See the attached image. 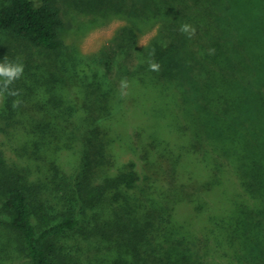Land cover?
Here are the masks:
<instances>
[{
  "label": "trees",
  "instance_id": "trees-1",
  "mask_svg": "<svg viewBox=\"0 0 264 264\" xmlns=\"http://www.w3.org/2000/svg\"><path fill=\"white\" fill-rule=\"evenodd\" d=\"M63 1L76 32L121 24L97 63L59 4L0 0V64L24 66L0 240L28 264H264V0Z\"/></svg>",
  "mask_w": 264,
  "mask_h": 264
},
{
  "label": "rangeland",
  "instance_id": "rangeland-1",
  "mask_svg": "<svg viewBox=\"0 0 264 264\" xmlns=\"http://www.w3.org/2000/svg\"><path fill=\"white\" fill-rule=\"evenodd\" d=\"M36 3H42L44 0H35ZM54 3L59 4L62 8V14L65 19L66 29L63 31L64 41L68 46L67 49L71 53H81L88 57L90 61L101 62L102 52L104 46L107 44L109 38L113 35L115 29L121 24V21L114 19L100 26L95 24L89 25L80 32L77 30L79 25L83 22L81 15H77L73 8H70L68 4L63 0H52ZM87 17H83L86 20ZM155 31H151L145 34H142L138 39V45H145ZM1 34V33H0ZM9 38H6L0 35V45H7L10 41ZM2 46L0 48H2ZM43 57L39 58L42 59ZM49 65L50 62L47 61ZM2 103V96H0V105ZM131 124L125 129V134L131 133ZM131 131V132H129ZM10 143V144H9ZM9 143L0 144V148L4 150V158L7 162H11L12 157H14V152L11 150V147L15 145V141L9 138ZM11 145V146H10ZM124 148V145H121ZM129 156L128 152H123L121 155L122 160H127ZM2 219L0 214V220ZM32 221L35 223V218H32ZM0 225V233L1 228ZM8 233V232H7ZM11 234H7L10 237L8 241V247L4 245L5 240L3 238L0 240V264H28L24 257H21V252L16 250L17 240ZM5 237V236H4ZM2 241V242H1ZM19 244V240H18Z\"/></svg>",
  "mask_w": 264,
  "mask_h": 264
},
{
  "label": "clouds",
  "instance_id": "clouds-1",
  "mask_svg": "<svg viewBox=\"0 0 264 264\" xmlns=\"http://www.w3.org/2000/svg\"><path fill=\"white\" fill-rule=\"evenodd\" d=\"M181 33H188L189 36L195 33V28H193L189 24H183L180 27ZM159 64L155 62H149V68L152 71H158L159 70ZM24 66L22 63H12L6 61L3 64H0V77H3V80L0 81V84L3 85L2 88H0V96H2L5 92H7L8 95L11 96H17L19 93L18 91L11 90L9 88V85H11L15 80L19 79L23 74ZM122 87H127V81L122 80L121 81ZM19 101H14L13 107L18 106Z\"/></svg>",
  "mask_w": 264,
  "mask_h": 264
}]
</instances>
